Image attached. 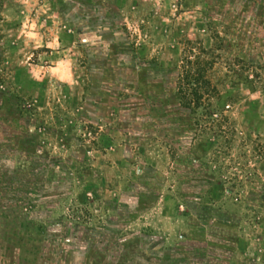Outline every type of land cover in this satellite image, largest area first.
I'll list each match as a JSON object with an SVG mask.
<instances>
[{"label": "rangeland", "instance_id": "374dc122", "mask_svg": "<svg viewBox=\"0 0 264 264\" xmlns=\"http://www.w3.org/2000/svg\"><path fill=\"white\" fill-rule=\"evenodd\" d=\"M0 264H264V0H0Z\"/></svg>", "mask_w": 264, "mask_h": 264}, {"label": "trees", "instance_id": "16d2710c", "mask_svg": "<svg viewBox=\"0 0 264 264\" xmlns=\"http://www.w3.org/2000/svg\"><path fill=\"white\" fill-rule=\"evenodd\" d=\"M194 94L196 95L197 93H194ZM184 96H185V97H183L184 99L189 100L188 97H186V95H184Z\"/></svg>", "mask_w": 264, "mask_h": 264}]
</instances>
